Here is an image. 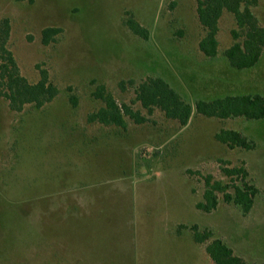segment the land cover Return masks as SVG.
<instances>
[{
    "label": "rangeland",
    "instance_id": "374dc122",
    "mask_svg": "<svg viewBox=\"0 0 264 264\" xmlns=\"http://www.w3.org/2000/svg\"><path fill=\"white\" fill-rule=\"evenodd\" d=\"M196 9L195 0H0L22 75L37 83L47 70L60 91L19 113L0 97V264H214L193 226L248 264H264V119L196 111L198 101L264 97V51L254 67L233 68L225 51L236 23L226 13L218 55L205 56ZM254 12L264 26V0ZM129 18L148 40L130 30ZM48 27L62 32L44 45ZM149 77L192 106L186 126L138 101L136 89ZM101 85L146 122H90L105 106L93 96ZM221 130L240 132L255 148L230 149L215 138ZM222 162L244 164L258 188L247 215L223 194L215 211L197 208L205 177L230 182Z\"/></svg>",
    "mask_w": 264,
    "mask_h": 264
},
{
    "label": "trees",
    "instance_id": "16d2710c",
    "mask_svg": "<svg viewBox=\"0 0 264 264\" xmlns=\"http://www.w3.org/2000/svg\"><path fill=\"white\" fill-rule=\"evenodd\" d=\"M260 0H195L197 16L205 36L199 43L200 50L209 58L216 57L219 50L218 34L220 20L227 13L232 15L236 28L231 31L234 43L225 51L230 65L238 70L250 69L260 60L264 51V26L256 16L254 9ZM127 25L130 30L148 40L149 31L134 18H129ZM60 28L48 27L42 31V42L49 45L56 42L61 33ZM11 24L8 18L0 19V97L6 99L11 110L22 112L26 106L42 108L52 102L59 94V88L50 80L47 70L40 71V80L30 83L21 73L20 67L9 49ZM134 85V80L129 81ZM122 89L125 82H121ZM137 99L150 113L154 108L161 109L169 119L177 120L186 126L192 116L193 108L166 81L159 77H149L142 81L136 89ZM96 99L102 100L105 106L90 114V122L98 121L104 125L126 127V117L136 123L146 122L145 117L134 112L128 105H119L106 87L101 85L93 93ZM74 105L77 101L71 98ZM198 114L219 119L245 118L247 120L264 119V97L261 95L226 96L213 101H198ZM215 138L230 149L242 148L252 150L255 143L235 130H221ZM222 172L230 179L224 184L215 180L212 175L205 177L203 201L197 203L200 211L211 213L219 205V194L224 200L242 210L244 215L250 213L258 195V188L249 180V171L243 164L230 166L222 162ZM230 189L234 192L231 193ZM194 241L206 244V253L214 264H248L243 258L236 256L234 251L221 239H214L211 231H200L198 226L192 227Z\"/></svg>",
    "mask_w": 264,
    "mask_h": 264
},
{
    "label": "crops",
    "instance_id": "0c3cea01",
    "mask_svg": "<svg viewBox=\"0 0 264 264\" xmlns=\"http://www.w3.org/2000/svg\"><path fill=\"white\" fill-rule=\"evenodd\" d=\"M203 53V52H202ZM204 54V53H203ZM233 96H237V95H233ZM83 215V214H82Z\"/></svg>",
    "mask_w": 264,
    "mask_h": 264
}]
</instances>
